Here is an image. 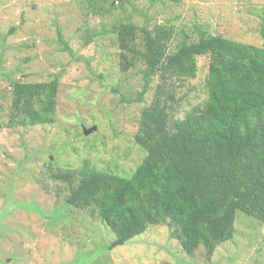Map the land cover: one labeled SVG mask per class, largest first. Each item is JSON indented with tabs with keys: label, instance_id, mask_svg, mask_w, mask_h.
Segmentation results:
<instances>
[{
	"label": "rangeland",
	"instance_id": "374dc122",
	"mask_svg": "<svg viewBox=\"0 0 264 264\" xmlns=\"http://www.w3.org/2000/svg\"><path fill=\"white\" fill-rule=\"evenodd\" d=\"M110 1L116 9L105 14ZM129 18L139 28L173 27L169 53L183 33L196 41L197 28L263 45L264 0H0V264H264V226L240 214L233 239L210 257L202 247L186 255L167 224L110 251L112 232L89 210L65 205V185L51 180L86 163L129 176L146 156L134 137L159 79L142 103H129L144 84V66H131L134 37L122 44L101 35ZM209 61L198 57L196 78L172 82L174 117L207 99ZM55 77V122L10 125L12 83Z\"/></svg>",
	"mask_w": 264,
	"mask_h": 264
},
{
	"label": "trees",
	"instance_id": "16d2710c",
	"mask_svg": "<svg viewBox=\"0 0 264 264\" xmlns=\"http://www.w3.org/2000/svg\"><path fill=\"white\" fill-rule=\"evenodd\" d=\"M108 5L105 14L116 9L112 1ZM127 21L101 35L113 33L122 44L134 37L131 66H144V84L129 103H142L153 79H159L134 137L146 156L129 176L86 163L51 173V180L65 185V205L89 210L112 232L110 251L150 226L167 224L186 255L202 247L210 257L233 239L239 214L264 226V25L261 47L197 28L196 41L183 33L169 53L173 27L139 28ZM205 55L210 60L208 97L183 118L174 117L172 82L196 78L197 58ZM11 86L10 125L55 122L59 77Z\"/></svg>",
	"mask_w": 264,
	"mask_h": 264
},
{
	"label": "water",
	"instance_id": "95a60500",
	"mask_svg": "<svg viewBox=\"0 0 264 264\" xmlns=\"http://www.w3.org/2000/svg\"><path fill=\"white\" fill-rule=\"evenodd\" d=\"M84 133H85L86 135H88V134L92 133V130H91V129H90V130L84 129Z\"/></svg>",
	"mask_w": 264,
	"mask_h": 264
}]
</instances>
